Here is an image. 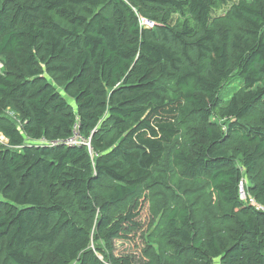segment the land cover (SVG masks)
Wrapping results in <instances>:
<instances>
[{
	"label": "trees",
	"instance_id": "trees-1",
	"mask_svg": "<svg viewBox=\"0 0 264 264\" xmlns=\"http://www.w3.org/2000/svg\"><path fill=\"white\" fill-rule=\"evenodd\" d=\"M241 182L264 207V0H0V264H264Z\"/></svg>",
	"mask_w": 264,
	"mask_h": 264
},
{
	"label": "rangeland",
	"instance_id": "rangeland-1",
	"mask_svg": "<svg viewBox=\"0 0 264 264\" xmlns=\"http://www.w3.org/2000/svg\"><path fill=\"white\" fill-rule=\"evenodd\" d=\"M224 12H219V15L223 14ZM79 141L83 140L79 138ZM146 210V209H145ZM145 210L143 215H145ZM147 221L149 222V219L147 215H145L142 219V230L133 231L130 233L129 238L127 240H117L115 242V255L118 256H130L134 258L136 261L140 262L143 260V250H142V243H141V236L142 231L147 228ZM150 230V225H149ZM144 261V260H143ZM142 261V262H143Z\"/></svg>",
	"mask_w": 264,
	"mask_h": 264
},
{
	"label": "built area",
	"instance_id": "built-area-1",
	"mask_svg": "<svg viewBox=\"0 0 264 264\" xmlns=\"http://www.w3.org/2000/svg\"><path fill=\"white\" fill-rule=\"evenodd\" d=\"M46 143H47V141L46 142L43 141V144H46ZM84 143H85L84 141L83 142L79 141L77 134H74V136L71 139H68V140H66L64 142H61V143L53 142V143H47V144H49L51 146H56V145L81 146V145H86ZM240 200L243 201V202H249L252 206L256 207L257 210H260V211L264 212V207L258 205L253 199H251L246 194L243 182L240 183Z\"/></svg>",
	"mask_w": 264,
	"mask_h": 264
},
{
	"label": "clouds",
	"instance_id": "clouds-1",
	"mask_svg": "<svg viewBox=\"0 0 264 264\" xmlns=\"http://www.w3.org/2000/svg\"><path fill=\"white\" fill-rule=\"evenodd\" d=\"M43 141H45V142H46V140H44V139H43V140H41V142H40V143H41L42 145H49V144H47L48 142H47L46 144H43ZM83 141H84V140H83Z\"/></svg>",
	"mask_w": 264,
	"mask_h": 264
}]
</instances>
